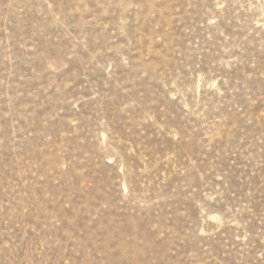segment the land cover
<instances>
[{
    "label": "rangeland",
    "instance_id": "1",
    "mask_svg": "<svg viewBox=\"0 0 264 264\" xmlns=\"http://www.w3.org/2000/svg\"><path fill=\"white\" fill-rule=\"evenodd\" d=\"M0 264H264V0H0Z\"/></svg>",
    "mask_w": 264,
    "mask_h": 264
}]
</instances>
